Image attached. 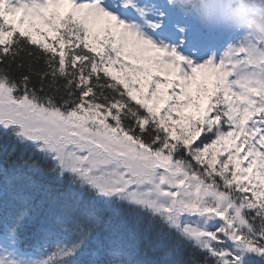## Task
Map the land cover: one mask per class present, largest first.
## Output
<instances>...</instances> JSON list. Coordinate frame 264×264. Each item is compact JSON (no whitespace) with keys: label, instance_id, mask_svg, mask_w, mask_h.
<instances>
[{"label":"snow or ice","instance_id":"obj_1","mask_svg":"<svg viewBox=\"0 0 264 264\" xmlns=\"http://www.w3.org/2000/svg\"><path fill=\"white\" fill-rule=\"evenodd\" d=\"M186 21L0 0V264H264V29Z\"/></svg>","mask_w":264,"mask_h":264},{"label":"clouds","instance_id":"obj_2","mask_svg":"<svg viewBox=\"0 0 264 264\" xmlns=\"http://www.w3.org/2000/svg\"><path fill=\"white\" fill-rule=\"evenodd\" d=\"M201 24L216 28L264 29V0H179Z\"/></svg>","mask_w":264,"mask_h":264},{"label":"rangeland","instance_id":"obj_3","mask_svg":"<svg viewBox=\"0 0 264 264\" xmlns=\"http://www.w3.org/2000/svg\"><path fill=\"white\" fill-rule=\"evenodd\" d=\"M243 33H244V30H242V34H243ZM242 34H240V36H241ZM240 36H239V34L237 33L235 39H238Z\"/></svg>","mask_w":264,"mask_h":264},{"label":"trees","instance_id":"obj_4","mask_svg":"<svg viewBox=\"0 0 264 264\" xmlns=\"http://www.w3.org/2000/svg\"><path fill=\"white\" fill-rule=\"evenodd\" d=\"M48 179H51V178H48ZM54 182V181H53Z\"/></svg>","mask_w":264,"mask_h":264}]
</instances>
